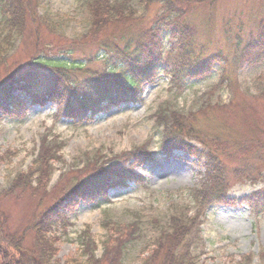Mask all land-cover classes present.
Wrapping results in <instances>:
<instances>
[{
    "label": "rangeland",
    "instance_id": "1",
    "mask_svg": "<svg viewBox=\"0 0 264 264\" xmlns=\"http://www.w3.org/2000/svg\"><path fill=\"white\" fill-rule=\"evenodd\" d=\"M86 1L43 0L41 12L50 16L61 33L77 38L87 33L90 26ZM132 4L140 12L144 10L143 0H132ZM193 17L200 42L209 44L208 53L222 47L229 52L230 60L239 59L244 44L250 38L259 39L258 24L264 17V0H218L213 9L200 7ZM242 24L240 34L238 28ZM5 31L0 7V41ZM237 35L243 38L240 49L234 45ZM168 46L166 41L163 49ZM14 48L12 63L0 67V86L14 74L32 69L29 63L33 45L18 39ZM234 50L238 51L235 55ZM95 52L94 47H89L75 56L84 58ZM260 56V59L245 56L243 61L239 59L241 62H230L227 68L230 80L226 82L221 81V64L214 67L210 77L190 79L178 91L172 88L171 75L159 66L152 80L139 84L136 95L140 101L104 105L92 120L71 117L75 110H82L80 102H87L90 97L78 98L85 91L75 93L70 83L55 85L48 77L32 81L30 89L23 87L26 82L15 83L12 86L15 99H0V188H8L19 174L31 169L36 172L32 176L33 187L47 190L48 195L34 191L32 195L9 200L11 226L25 227L34 211L44 209L55 201L54 197L65 195L77 183L94 175L99 167L113 166L120 172L130 170L144 179L137 183L128 180V186L109 188L107 198H93L84 193L69 201L67 214L71 224L64 229L56 226L50 234L55 241L51 262H85L90 256L84 251L87 241L94 242L95 246L90 248L98 259L104 253L111 228L119 231L141 222V239L127 246L123 263L144 264L142 254L157 232L153 220L162 223L173 211L184 207L195 212L190 189L200 185L205 170L192 156L194 152L208 151L210 141L219 149L222 148L219 142L228 143L238 146L236 154L224 156L233 171L248 170L254 165L255 169L262 170V176H238L227 189L229 202L212 205L201 214L202 238L196 246L197 264H239L244 256L250 257L248 264H264V211L257 212L244 201L264 191V162H257L252 156L258 148L264 153V98L261 97L264 55ZM101 60L85 63L87 71L77 73V77L71 75L69 80L87 92L92 76L107 73L108 65ZM51 86L55 88L54 96L42 98ZM7 105H12L9 113ZM161 108L171 111L177 127L195 128L200 132L203 142L181 137L172 153L165 156L160 148L161 130L156 128L155 117ZM136 148L151 151L154 159L138 166L132 164L129 153ZM54 151L57 158L49 160L46 154L54 155Z\"/></svg>",
    "mask_w": 264,
    "mask_h": 264
},
{
    "label": "trees",
    "instance_id": "2",
    "mask_svg": "<svg viewBox=\"0 0 264 264\" xmlns=\"http://www.w3.org/2000/svg\"><path fill=\"white\" fill-rule=\"evenodd\" d=\"M217 1L143 0L144 10L140 12L132 4V0H87L85 6L90 16L88 31L77 38H70L54 26L48 14L41 12L43 0H0L6 25L0 41V67L12 63L16 40L33 45V55L29 63L32 69L27 68L24 72L14 74L0 86V99H15V87H12L15 83L26 82L23 87L30 89L32 81L46 80L48 77L55 85L63 83L67 86L66 82L72 84L71 89L75 93L85 91L78 98L84 99L87 95L90 97L89 101L80 102L82 110H75L71 117L92 120V116L99 113L104 105L110 106L120 101H140L141 98L136 95L139 84L152 80L159 66L171 75L172 88L177 91L184 89L190 79L210 77L214 67L221 64V81L226 82L230 80L227 70L230 62H241L245 56H257L260 59V55H264V17L258 24L261 30L259 39L250 38L244 44L240 51L241 61L235 57L230 60L229 52L226 53L222 47L208 53L209 44L200 42L193 15L200 7L210 6L213 9ZM243 28V24L239 26L240 34ZM235 37L234 45L240 49L243 38L238 35ZM166 41L169 46L164 50ZM89 47L96 49L95 55L89 54L84 58L75 56L78 51ZM237 52L234 50L232 54ZM100 59L108 65L107 73L92 76L87 92L69 80L71 75L77 77V73L87 71L85 63ZM54 90V86L48 87L42 98H52ZM261 97L264 98V92ZM11 108L12 105H7L6 112L9 113ZM201 110L206 112L204 107ZM170 112L169 109L161 108L155 115L156 128L161 130L160 148L165 156L172 153L181 137L203 142L204 138L195 128L192 130L177 127L178 123L174 122ZM226 144L219 142L218 145L222 147L219 149L210 141L208 151L194 152L192 156L199 160L205 170L200 185L190 189L195 212L184 207L183 210L173 211L168 220L162 223L158 219L153 220L157 232L148 250L142 254L144 264H197L196 246L202 238V220H199L201 214L212 205L229 202L230 199L226 198L227 189L237 181L238 176H262V170L255 169L254 165L248 167V170L234 167L236 170L233 171L224 156L236 154L238 146ZM261 150L258 148L252 154L257 162H264V153ZM55 151L54 155L48 153L46 157L49 160L57 158ZM151 153L147 149L136 148L129 153L130 160L136 166L142 165L154 159ZM30 170L28 173L19 174L8 188H0V264H54L51 260L55 241L50 234L56 226L64 229L71 224L67 206L69 201L74 200V196L86 193L93 198H107L109 188L117 185L128 186V180L137 183L144 179L130 170L120 172L113 166L99 167L94 175L77 183L65 195L58 199L54 197V202L47 204L44 209L34 211L25 227L15 229L9 222L8 201L25 194L32 195L34 191H44L43 195H48L47 190L40 191L38 187H33L32 176L36 172ZM244 201L250 203L253 210L264 211L263 190L250 195ZM142 231L141 222H134L130 227H123L119 231L111 228L108 241L104 243V253L98 259L94 255L95 251L90 248L95 246L94 242H84V251L90 256L80 264H124L127 246L140 240ZM250 260V257L244 256L239 264H248Z\"/></svg>",
    "mask_w": 264,
    "mask_h": 264
}]
</instances>
